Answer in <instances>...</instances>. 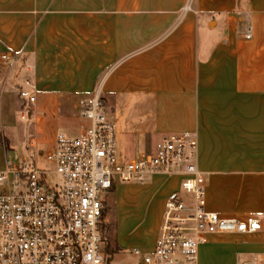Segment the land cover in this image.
I'll list each match as a JSON object with an SVG mask.
<instances>
[{"label":"crops","instance_id":"0c3cea01","mask_svg":"<svg viewBox=\"0 0 264 264\" xmlns=\"http://www.w3.org/2000/svg\"><path fill=\"white\" fill-rule=\"evenodd\" d=\"M25 85L35 101L20 95ZM99 90L120 160L195 132L208 207L260 217L254 232L212 234L200 264H264V0H0V164L1 136L25 104L36 125L77 132ZM183 179L159 172L103 192L109 264L153 249Z\"/></svg>","mask_w":264,"mask_h":264},{"label":"built area","instance_id":"2783aa9c","mask_svg":"<svg viewBox=\"0 0 264 264\" xmlns=\"http://www.w3.org/2000/svg\"><path fill=\"white\" fill-rule=\"evenodd\" d=\"M20 95L36 98L25 89ZM103 102L99 90L81 111L86 122L78 135L57 133L47 153L52 168L7 156L0 168V264H107L99 228L103 192L159 172L183 175L185 193H170L153 251L134 247L131 264H199L200 247L211 234L262 227L255 214L228 217L208 207L195 132L166 133L154 152L120 160L116 123ZM50 172L56 181H49Z\"/></svg>","mask_w":264,"mask_h":264},{"label":"rangeland","instance_id":"374dc122","mask_svg":"<svg viewBox=\"0 0 264 264\" xmlns=\"http://www.w3.org/2000/svg\"><path fill=\"white\" fill-rule=\"evenodd\" d=\"M2 59H6V58H2ZM24 88H25V90H30L29 89L30 86H28V85H25ZM31 94L35 95L34 93H31ZM20 99H22V97ZM25 99H27L30 102H33L29 98H25ZM20 103H22V102H20ZM28 105L29 104H27V105L25 104L21 108L22 112H21V110L18 111V113H17V115H18L17 126L8 128L6 130V136H4V135L1 136L2 137V143L6 148L7 156H11V158H14L17 160L23 159V158H28V159H31L32 161H34L35 159H37L38 164L40 166L46 167V168H52L53 165L48 160L47 153L55 147L57 133L58 132H65L68 135H78L80 133V131L78 130L77 132H75V131L68 130V128H66V127H68L70 124H68V123L66 124V123L61 122L59 120L58 121L52 120L49 122L46 120V122L41 124L40 126L36 125V120L29 119L30 114H29V106ZM86 105H88V104H86ZM103 110L106 111L110 117L112 116L111 104H108L107 102H103ZM78 113H79V111L76 110L75 114H78ZM20 114L22 115V118H21ZM26 114H27V117H26ZM81 116H82V114H81ZM74 118H75V116H74ZM82 118H83V116H82ZM34 124L36 126V130H34L35 129ZM73 132H75V133H73ZM155 150H156V148H155ZM149 153H151V152H149ZM4 166H5V158H3V162H1L0 168H4ZM48 178H49L50 182H54V181H56V174L53 172H50L48 174ZM135 182H138V181H135ZM182 188H183V186H182ZM205 188H206V184H205ZM183 192L185 193V191H183ZM102 199H103V195H102ZM103 204H104V202H103ZM207 205H208V202H207ZM104 207H105V205H103V208ZM165 209H166V204H165ZM165 209L163 212L160 230H161V226H162V223L164 220ZM247 215H249V214H247ZM102 222L103 221H102V217H101L99 228L102 227V229L105 230V226H103ZM101 224H102V226H101ZM110 230H111V227L109 228V230H107V231L105 230L106 234H104V233H102V231H100L101 237H102L101 246L103 248L104 253L106 254L107 264L110 263L111 257H109V255L106 251L107 249H106L105 242L107 241L106 239L108 238V235L113 234L112 230H111V232H110ZM228 233H232V232H228ZM233 233H237V232H233ZM159 234H160V232H159ZM159 234H158V236H159ZM213 234H222V233H213ZM211 235L209 236V239L207 242L210 241ZM158 236H157V238H158ZM157 238H156V240H157ZM207 242H205V243H207ZM155 243H156V241H155ZM154 247H155V244H154ZM154 247H153V249H154ZM135 248H138V247H135ZM139 249H141V248H139ZM153 249L151 251H145L143 249H141V250H143L145 252H152ZM108 252L111 253L110 251H108ZM131 253H132V251H131ZM132 262H133V258L130 257L129 254H124V255L119 256V257L116 256L113 259V261L111 262V264H131ZM206 262H207V264H209L208 261H206ZM199 264H200V251H199Z\"/></svg>","mask_w":264,"mask_h":264},{"label":"trees","instance_id":"16d2710c","mask_svg":"<svg viewBox=\"0 0 264 264\" xmlns=\"http://www.w3.org/2000/svg\"><path fill=\"white\" fill-rule=\"evenodd\" d=\"M105 211H106V208L104 207L103 208V211H102V224H103V226H105V230L107 231L108 230V225L105 223V220H104V216H105ZM102 224H101V226H102ZM104 229H102V227L100 228V231H102V233H104V234H106V231H105ZM106 240H108V238L106 239Z\"/></svg>","mask_w":264,"mask_h":264}]
</instances>
